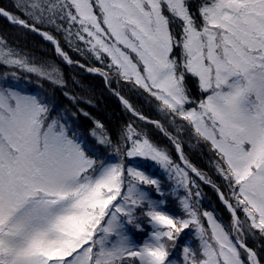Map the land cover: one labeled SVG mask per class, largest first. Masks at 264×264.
I'll return each mask as SVG.
<instances>
[{
  "label": "snow or ice",
  "instance_id": "snow-or-ice-1",
  "mask_svg": "<svg viewBox=\"0 0 264 264\" xmlns=\"http://www.w3.org/2000/svg\"><path fill=\"white\" fill-rule=\"evenodd\" d=\"M0 17L102 77L176 153L130 121L110 133L0 36V264H264V0H13ZM186 146L214 154L226 192ZM202 184L229 223L201 210Z\"/></svg>",
  "mask_w": 264,
  "mask_h": 264
},
{
  "label": "trees",
  "instance_id": "trees-1",
  "mask_svg": "<svg viewBox=\"0 0 264 264\" xmlns=\"http://www.w3.org/2000/svg\"><path fill=\"white\" fill-rule=\"evenodd\" d=\"M12 3L13 0H0V6L10 8ZM0 36L5 37L12 46L16 47L22 53L33 58L45 60L52 67L58 68L62 73L63 79L68 82V88L71 92L75 93L78 97H82L83 101H92L91 104L81 102L79 107L83 108L84 111L89 112L90 117L93 119L104 123L105 128L110 133L114 134L126 122H133L146 130L154 143L166 148L173 158H176V153L168 139L161 135L152 125L144 124L133 118L129 113L125 112L121 102L111 91H109L102 77L87 73L79 67L68 66L62 63L54 51V46L50 42L43 40L39 35L34 33L25 34L22 29L9 24L3 17H0ZM61 43L63 44V41ZM70 55H73L75 58V54L70 53ZM81 62H83V60H81ZM73 82H75V84ZM44 88L50 93L59 95L55 85H50L49 83L44 82ZM118 90L126 98L130 99L139 111L150 119H160L154 106L146 102L143 96H138L129 92L128 89L123 86H120ZM61 99L63 98L61 97ZM64 103L66 107L71 108L70 102L66 99L64 100ZM78 123L84 134H87L93 128L92 120L89 119V117L79 116ZM185 153L198 168L207 173V175L226 192V189L223 188V181L211 168L210 161L213 158V153L209 152L206 147L203 150L192 151L187 146L185 147ZM201 188L203 192V198L200 203L201 210L213 212L218 219L226 224L229 223L230 214L219 200L216 192L207 185L202 184ZM248 243L251 244L252 241L249 240Z\"/></svg>",
  "mask_w": 264,
  "mask_h": 264
}]
</instances>
